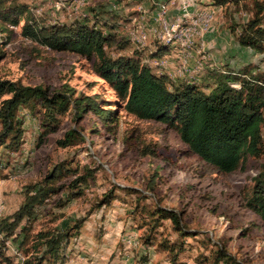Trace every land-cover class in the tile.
I'll return each mask as SVG.
<instances>
[{"label": "rangeland", "instance_id": "rangeland-1", "mask_svg": "<svg viewBox=\"0 0 264 264\" xmlns=\"http://www.w3.org/2000/svg\"><path fill=\"white\" fill-rule=\"evenodd\" d=\"M18 1L26 3L34 17L44 23H70L97 16L110 18L115 14L119 34L127 39L128 29L134 22L149 21L157 2L167 5L170 16L178 11L179 5V0ZM231 15L223 9L217 12L214 23L202 37L208 35L209 41L219 37L226 42L216 52L217 56L230 60V66L224 69L247 67L251 74L264 73V50L240 46L228 29L230 17L242 21L246 15ZM134 18L137 20L133 21ZM0 38L2 42L1 35ZM209 41L206 38L195 41V48ZM157 44L151 38L142 57H149L150 46ZM131 50L129 41V46L120 53L131 54ZM92 64V59L74 53L35 47L19 34V27H13L7 43H0V78L54 89L67 83L75 90L97 94L108 103L107 107L117 110L115 121L108 124L87 114L78 122L83 141L59 147L56 139L75 125L70 112L60 117L59 129L38 145L40 112L21 108L25 123L20 149L11 152L0 148V166L6 175L0 182L1 216L14 212L24 199L25 186L39 181L55 164L61 162L66 168H79L82 172L86 166L93 175L83 187V195L66 199L74 176L63 177L58 184L62 183L64 188L38 208L32 224L31 234H35L39 230L63 229L83 219L78 231L70 230L71 236L60 251L61 259L54 264H170L168 252L159 248V243L162 239L175 240L177 235L168 220H162L155 229L150 227L151 220L143 208L154 204L180 211L183 222L197 232L184 239V249L178 253L175 264H213L209 256L211 243L221 240L225 241L228 252L243 264H264V222L242 203V192L264 159H250L243 171L218 172L186 153L185 145L174 131L163 124L139 119L124 111L120 103L114 104L117 98L113 90L94 73ZM209 80L207 77L200 81L209 83ZM146 144L156 145V155H140L139 150ZM151 178L154 189L149 191ZM122 187L138 192L123 191ZM110 189L116 198L106 205H98L103 193ZM148 237L150 241H146ZM31 244L24 248L33 249ZM6 253L15 261L24 255L23 249H17L16 243L10 240Z\"/></svg>", "mask_w": 264, "mask_h": 264}, {"label": "trees", "instance_id": "trees-1", "mask_svg": "<svg viewBox=\"0 0 264 264\" xmlns=\"http://www.w3.org/2000/svg\"><path fill=\"white\" fill-rule=\"evenodd\" d=\"M132 1L140 3L143 0ZM209 1L228 11L229 15L244 13L245 20L229 18L230 33L240 46L264 50V0ZM116 18L113 14L110 18L97 16L70 23H44L34 17L26 3L0 0V35L4 39L0 43H7L13 27H19V34L35 47L92 59L94 73L110 86L117 98L114 104L120 103L124 111L139 119L163 124L174 131L185 145L186 153L220 173L243 171L250 159H264V73L251 74L247 67L240 70L226 68L219 73L213 72L211 83L173 82L166 73L149 66L141 53H120L129 46V40L119 34ZM169 49L167 45L157 44L148 56H161ZM107 104L97 94L75 90L67 83L54 89L43 84L26 85L20 80L0 78V148L11 152L20 149L25 123L21 108L40 112L38 145L59 129L60 117L70 112L75 125L56 139L59 147H68L83 141L78 122L87 114L103 124L115 121L117 110ZM139 153L156 155V145L146 144ZM67 175L74 176L66 194V199H72L83 195V187L88 185L93 171L86 166L82 172L79 168H66L61 162L55 164L39 181L25 186L24 199L14 212L0 217V264H42L45 261L54 264L61 259L60 251L71 236L70 230L78 231L83 219H77L75 224H68L63 229L39 230L35 234H31V229L38 208L64 188L58 182ZM4 178L6 175L0 166V182ZM150 181L148 189L152 191L153 178ZM121 189L138 192L130 187ZM116 196L110 189L103 193L98 205H106ZM242 203L264 222V161L259 163L257 172L243 190ZM143 209L151 220L152 229L162 220L170 222L177 239H162L159 248L167 251L170 264H175L178 253L184 249V239L197 232L190 230L183 222L181 212L173 208L154 204ZM145 239L150 241L149 237ZM9 240L16 243L17 249H23V261H15L7 255ZM29 243H32L31 252L24 248ZM211 245L209 256L213 264H243L228 252L224 240Z\"/></svg>", "mask_w": 264, "mask_h": 264}, {"label": "built area", "instance_id": "built-area-1", "mask_svg": "<svg viewBox=\"0 0 264 264\" xmlns=\"http://www.w3.org/2000/svg\"><path fill=\"white\" fill-rule=\"evenodd\" d=\"M193 6L196 9H193ZM196 0H179V14L169 17L168 7L163 2L156 3V10L149 18V21L134 22L128 29V39L132 44L131 53H143L151 38L158 44L167 45L178 57V64L173 69H168L169 57L161 55L144 58V61L157 72L166 73L173 82L178 79L196 81V74L201 65L188 67V60L192 57L193 50L202 52L204 43L195 48V39L209 31L214 23L215 15L222 10L221 7L212 5L210 8H197ZM137 19L134 18L133 21ZM3 206L0 200V217ZM1 236V235H0ZM21 260L23 257L20 258Z\"/></svg>", "mask_w": 264, "mask_h": 264}, {"label": "crops", "instance_id": "crops-1", "mask_svg": "<svg viewBox=\"0 0 264 264\" xmlns=\"http://www.w3.org/2000/svg\"><path fill=\"white\" fill-rule=\"evenodd\" d=\"M197 4H198L197 8H210L212 6L209 0L208 1L199 0ZM199 4H207L208 6L204 7L203 5H199ZM193 9H196V7L193 6ZM178 14H179V10L176 12H172L171 13L172 16L170 15L169 16L172 18ZM148 20H150V18H148ZM205 38L209 41L208 38L210 37H208V35H206L205 37L199 36L195 39V41L203 40ZM225 45L226 42H224L222 39H220L219 37H214L212 40L206 43V45H204V50L202 52L199 53L193 50L192 57L189 58L187 65L189 68H192L196 64L200 63L201 67L198 73L196 74L197 81L203 80L204 78L208 77L210 79L209 83H211L213 81V72L216 73L220 70H223L227 65L230 66V60L228 58L225 57L221 58L216 54V52L218 51L217 47L223 48ZM154 47H155L154 45H151L148 52L153 50ZM162 55H167L169 57V64L167 68L170 70L173 69L179 62L178 57L176 56L175 52L172 49H169L167 53ZM143 57L147 58V56L145 55H143ZM235 66H238V63L235 64ZM185 79L187 78L185 77L183 79H178L176 82L184 81Z\"/></svg>", "mask_w": 264, "mask_h": 264}, {"label": "bare ground", "instance_id": "bare-ground-1", "mask_svg": "<svg viewBox=\"0 0 264 264\" xmlns=\"http://www.w3.org/2000/svg\"><path fill=\"white\" fill-rule=\"evenodd\" d=\"M23 261V260H22Z\"/></svg>", "mask_w": 264, "mask_h": 264}]
</instances>
